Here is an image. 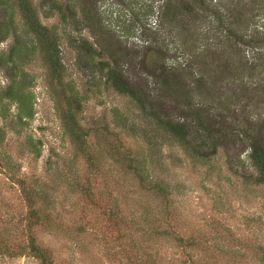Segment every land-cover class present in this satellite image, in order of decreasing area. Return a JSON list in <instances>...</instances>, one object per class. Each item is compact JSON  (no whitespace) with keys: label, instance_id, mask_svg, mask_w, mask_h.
Segmentation results:
<instances>
[{"label":"rangeland","instance_id":"obj_1","mask_svg":"<svg viewBox=\"0 0 264 264\" xmlns=\"http://www.w3.org/2000/svg\"><path fill=\"white\" fill-rule=\"evenodd\" d=\"M205 1L242 2L244 57L264 54V0ZM57 2L60 14L52 0H32L56 39L60 81L21 23L15 69L0 66V264H40L32 242L52 264H264V184L243 146L189 158L100 71L109 55L124 56L128 78L144 82L134 56L148 43L132 19L159 31L161 0H83L84 16ZM202 18L196 29L211 38L216 23ZM159 34L165 65L177 66V39ZM82 40L96 54L86 56ZM13 45L9 36L0 56ZM257 76L247 79L264 70ZM259 106L251 117L264 115Z\"/></svg>","mask_w":264,"mask_h":264},{"label":"trees","instance_id":"obj_2","mask_svg":"<svg viewBox=\"0 0 264 264\" xmlns=\"http://www.w3.org/2000/svg\"><path fill=\"white\" fill-rule=\"evenodd\" d=\"M66 4L70 11L78 6L84 16L83 0H67ZM49 6L61 13L57 0ZM151 9L146 15L152 14ZM158 10L159 31L149 29L147 22L132 19L148 43L134 56L144 82L129 79L123 69L126 62L122 60L126 58L115 59L113 55L99 62L105 81L116 93L129 98L145 119L173 138L189 158L205 161L230 146H243L256 171L254 182L264 184V115L260 113L254 118L247 111L249 107L259 108L260 104L264 109V77L249 82L263 73L264 54L257 51V56L244 57V28L250 21L245 5L236 2L228 8L207 4L205 0H161ZM15 14L19 16L18 22ZM203 16L216 23L217 31L211 38L200 34L194 24L197 17ZM19 23L33 36L43 60L60 81L62 66L56 39L41 24L32 0H0V44L9 36L14 38L8 56H0V66L4 60L15 69V56L20 52ZM159 33L177 39L183 58L177 66L165 65L166 53L156 45L161 38ZM80 46L86 56L96 54L93 45L86 41L82 40ZM66 100L70 106V99ZM68 117L76 126L71 110ZM131 162L128 168L137 175ZM142 182L140 179L139 183ZM149 190L164 193L158 185ZM30 249L40 264H52L33 242Z\"/></svg>","mask_w":264,"mask_h":264}]
</instances>
